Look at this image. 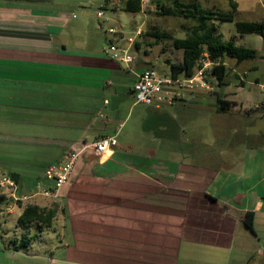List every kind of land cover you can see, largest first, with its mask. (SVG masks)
<instances>
[{"label":"crops","instance_id":"obj_1","mask_svg":"<svg viewBox=\"0 0 264 264\" xmlns=\"http://www.w3.org/2000/svg\"><path fill=\"white\" fill-rule=\"evenodd\" d=\"M99 3L0 0V141L53 155L51 164L97 140L115 141L101 154L85 148L57 199L37 195L10 206L16 235L36 227L51 241L38 240L29 253L3 252L0 264H264V102L242 114L223 98L233 104L215 108L220 127L211 140L195 131L183 94L172 105H144L138 127L129 128L141 105L133 85L152 64L116 62L100 42L89 44V24L97 19L102 28L105 17L90 9ZM124 4L105 0L103 7L117 14ZM79 9L87 11L78 16ZM140 13L148 16L144 6ZM125 71L128 83L119 79ZM122 95L125 103L117 101ZM0 173L18 176L20 194L37 190L14 166ZM29 203L56 209L51 228L17 227ZM249 211L253 232L244 224Z\"/></svg>","mask_w":264,"mask_h":264},{"label":"rangeland","instance_id":"obj_2","mask_svg":"<svg viewBox=\"0 0 264 264\" xmlns=\"http://www.w3.org/2000/svg\"><path fill=\"white\" fill-rule=\"evenodd\" d=\"M185 3H201L205 8L218 7L220 9H230V0H182ZM239 4V13L237 20L245 21H264V0H233ZM104 4V5H102ZM102 4L92 5L91 11L96 13L100 11L105 17L101 19L100 27L97 23V19L93 24L88 26L89 44L100 42L106 49L111 43L117 45H124L129 38H136L140 41V46L135 47L133 54L138 58L147 59L151 62L152 66L148 67L156 70L159 74L165 75L172 71V63H179L183 57V51L176 50L172 47L171 40L165 37L158 38L156 35H162L167 33L177 38H185L189 31L191 23L184 18L173 16H159L157 14L158 5H170V0H145L144 16L142 13H128L118 12L113 14L114 10L105 6V0H102ZM148 6L154 8L152 10ZM87 11V9H79L77 15L81 16V12ZM111 20L108 16H111ZM216 31L222 35L223 40L232 41L238 46L254 49L257 51V56L254 59H249L242 62L240 65L235 59L227 58L226 64L228 67L224 84L221 87L217 86V80H212L214 85L213 91L195 88L193 91H183L182 94L186 99V105H188L191 112L186 113L190 115L191 120L196 124V130L199 134L200 131H204L202 139L211 140L214 130L220 127L213 124L216 121V114L214 112L218 105L217 97L227 98L234 100L238 104V110H242V114H245V109L250 110L251 105H255L256 102H264V38L257 34H245L238 33L235 22H214ZM114 30L117 33H111L110 30ZM142 30V37L136 36L137 30ZM90 33V34H89ZM137 43V40H136ZM132 75L129 72H123L119 79L123 83L131 81ZM124 93V92H122ZM129 96V94H127ZM120 102H126V96L122 95ZM134 101V100H133ZM125 105V106H124ZM145 104L138 105V107L132 111L130 120L128 122L129 128L138 127L139 113L143 111ZM122 106V104H121ZM123 117L126 116L129 105L123 104ZM149 106V105H147ZM205 111V113L199 112V110ZM239 114V111H235ZM222 119V117H221ZM227 119H233L228 116ZM242 121L240 119H237ZM245 121L240 122L243 126ZM264 123V122H262ZM1 124V123H0ZM258 125V124H257ZM256 125V126H257ZM198 126L203 127L201 129ZM1 127V126H0ZM253 128H255L252 125ZM207 128V129H206ZM213 129V130H212ZM3 130V129H0ZM211 130V131H210ZM196 133V132H195ZM221 138V139H220ZM218 142L222 141V135L219 133L217 137ZM26 144L22 143H9L0 141V167L1 166H14L18 170L23 179L25 185L28 188L37 187L38 182L45 183V164H51V160L54 156L47 155L42 152L40 156L36 153H30ZM40 157V158H39ZM57 165V164H51ZM1 200V199H0ZM6 199H2L0 203V255L4 252V245L10 244V240L16 235L14 233L15 226L12 220L17 218V215L9 218L10 204H7ZM33 235L35 239L31 241L30 251L37 249L38 240L44 241L47 246L50 243V239L47 237V232L40 234L38 228L35 227ZM31 236V235H29ZM43 245V248L46 246Z\"/></svg>","mask_w":264,"mask_h":264},{"label":"trees","instance_id":"obj_3","mask_svg":"<svg viewBox=\"0 0 264 264\" xmlns=\"http://www.w3.org/2000/svg\"><path fill=\"white\" fill-rule=\"evenodd\" d=\"M171 4L157 5V14L159 16H173L184 18L189 21V31L185 38H177L170 34L156 35L158 38L165 37L171 40L172 47L183 51V58L179 63H172V74L175 77L182 75L193 77L203 59L213 63L212 75L217 80V86L224 84V79L228 70L227 58L235 59L237 63H242L249 59L256 58L257 51L254 49L236 45L232 41H225L221 34L215 29L214 22H235L239 34H257L264 38V21H243L237 20L239 4L230 0V9L224 10L218 7L205 8L201 3H185L182 0H170ZM142 0H125L122 10L128 13H140L142 11ZM139 48L140 44L136 43ZM218 112L229 110L233 104L231 101L217 97ZM11 177L18 181V176L12 174ZM1 203V200H0ZM12 201L7 204L11 205ZM21 206L22 202H18ZM55 208L41 207L37 204H27L19 218L17 227L22 230L30 231L32 226H38L40 229L51 228L56 218ZM255 213L246 212L244 215V224L247 229L253 232ZM27 233V234H26ZM22 238L14 236L10 244L4 245V252H30L31 241L34 236L26 232ZM1 234V233H0ZM2 235V234H1Z\"/></svg>","mask_w":264,"mask_h":264},{"label":"built area","instance_id":"obj_4","mask_svg":"<svg viewBox=\"0 0 264 264\" xmlns=\"http://www.w3.org/2000/svg\"><path fill=\"white\" fill-rule=\"evenodd\" d=\"M142 4L144 6L145 0H142ZM98 16L101 17L102 13H98ZM110 32L117 33L112 29ZM141 34L142 31L139 30L136 36H141ZM127 43L129 44L127 47L111 43L104 52L110 55L114 61L130 65L136 60L132 53L136 38H129ZM199 66L196 74L191 78L184 75L175 77L172 72L161 75L151 68L144 70L137 76V80L133 85L135 102L149 106L154 104L157 106H161L162 104L172 105L177 98L182 96V92L185 90L201 88L213 91L215 85L212 81L215 79L212 75L213 63L203 59ZM114 146L115 141L112 138H103L90 145H86L84 148L70 150L66 154L65 161L62 164L47 167L45 179L49 185L43 186L41 183H38L37 190L32 194H20L18 183L10 175L0 173V199L12 201L11 204L15 205L18 202L30 201L37 195L57 199L62 187L71 180L76 164L85 148L91 147L95 153L101 154Z\"/></svg>","mask_w":264,"mask_h":264},{"label":"water","instance_id":"obj_5","mask_svg":"<svg viewBox=\"0 0 264 264\" xmlns=\"http://www.w3.org/2000/svg\"><path fill=\"white\" fill-rule=\"evenodd\" d=\"M214 75V74H213Z\"/></svg>","mask_w":264,"mask_h":264}]
</instances>
